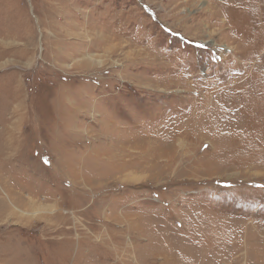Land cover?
<instances>
[{"label": "rangeland", "instance_id": "obj_1", "mask_svg": "<svg viewBox=\"0 0 264 264\" xmlns=\"http://www.w3.org/2000/svg\"><path fill=\"white\" fill-rule=\"evenodd\" d=\"M263 77L264 0H0V264H256Z\"/></svg>", "mask_w": 264, "mask_h": 264}, {"label": "bare ground", "instance_id": "obj_2", "mask_svg": "<svg viewBox=\"0 0 264 264\" xmlns=\"http://www.w3.org/2000/svg\"><path fill=\"white\" fill-rule=\"evenodd\" d=\"M229 2V1H228ZM224 22V21H223ZM225 26V25H224ZM260 57V56H259ZM255 59V58H254ZM251 60L253 61V57L251 58ZM98 64H100L99 63V61H98ZM252 65V64H251ZM260 66H261V64L259 63V64H255L253 67H252V72H253V74L254 73H257V70H259L260 69ZM255 70H254V69ZM249 70V69H248ZM251 75V74H250ZM249 75V76H250ZM248 75H247V78L249 77ZM264 78V77H263ZM260 80V79H259ZM257 83V82H256ZM264 83V82H263ZM263 83H262V86H263ZM261 87V86H260ZM248 88V91L246 92V93H249L250 92V88L249 87H247ZM241 92V91H240ZM260 92V91H259ZM261 94L260 95H264V87H263V89H261ZM215 98H216V96H215ZM218 99H219V97H218ZM217 99V100H218ZM206 100L208 101V100H210V98H206ZM220 100V99H219ZM222 101V100H221ZM220 101V102H221ZM216 102V101H215ZM211 102L209 101V103H207L208 104V106H211V104H210ZM215 105V104H214ZM213 105V106H214ZM207 106V107H208ZM216 106V105H215ZM214 106V107H215ZM226 106V105H225ZM224 106V107H225ZM249 106H238L237 108H234L233 110L234 111H228V112H225V113H222L223 114V117H224V119L222 120V125L221 126H223V128L225 129V127L227 126V128H229V127H234V129H236V130H238L239 128H241V131H239L240 132V134H243V135H240V136H245V133H246V130H248L249 129V126H248V123H246V125L244 124L243 126H240L239 128H237V126H236V124L237 123H233V121H234V118H235V116L240 112V118H239V120H241V121H245V120H251V118L249 117V119L247 118V117H245L243 114L246 112V109L248 108ZM219 108V107H218ZM217 108V109H218ZM221 109V108H220ZM209 108L205 111L206 113H208L209 112ZM215 110V109H214ZM216 111H218V110H216ZM220 112V111H219ZM207 117V116H206ZM220 117V116H219ZM234 117V118H233ZM252 117H253V115H252ZM216 118V117H215ZM219 122V121H218ZM221 126H219V127H221ZM248 126V127H247ZM245 142V141H244ZM243 143V142H242ZM242 143H238L239 145H237L238 147H240L241 145H242ZM34 213V212H33ZM22 214V213H21ZM31 214V213H30ZM23 215V214H22ZM253 229H255V230H253ZM216 235V234H215ZM226 235V234H225ZM264 228H262V227H253V226H246L245 228H243L242 230H241V232H240V234H234V235H231L230 237H229V239H232L231 240V242H227V238H226V240H224V242H221V243H218V245L220 246V247H222V246H229L230 248H232V255L231 256H234V255H237L238 253H240L241 251H242V246H241V244L240 243H243L244 241H241L244 237H247L248 236V239H246L245 238V240H247V242L250 240L251 241V243L253 242V243H255L254 244V247L253 248H251L250 250L253 252L254 251V253H253V256H254V261L256 262V264L258 263V264H264ZM237 239V241L235 242V240ZM234 240V241H233ZM238 241H240V243H238ZM249 241V242H250ZM206 242V241H205ZM233 242H235L233 245H232V243ZM249 242L247 243V244H249ZM193 243V242H192ZM237 243V244H236ZM236 244V245H235ZM193 245H194V243H193ZM259 245V246H258ZM216 246H217V244H216ZM214 247V246H213ZM248 247H249V245H248ZM208 248V247H207ZM250 248V247H249ZM215 249V248H214ZM223 249V252L222 253H224V248H222ZM194 250H195V248H194ZM193 251V250H192ZM207 251V250H206ZM214 252V251H212V248H211V250H209V251H207V253H209V252ZM230 251V252H231ZM245 251H247V250H245ZM249 251V250H248ZM194 252V251H193ZM219 252H221V250L219 251ZM256 253H258V254H260L259 256L256 254ZM212 254V253H211ZM211 254H209L208 256H207V258H215L213 255H211ZM215 254V253H214ZM207 255V254H206ZM225 255V254H224ZM247 255V253H245V256ZM192 256H193V254H192ZM223 256V255H222ZM206 257V256H205ZM240 256H237L236 258V262L238 263V258H239ZM252 257V256H251ZM218 258H221L220 256L218 257ZM205 259V258H204ZM233 259H235V258H233ZM243 259V258H242ZM249 259V258H248ZM251 260H252V258H250ZM217 260V259H216ZM223 260V259H222ZM225 260V259H224ZM230 260H231V258H230ZM241 260V259H240ZM210 261V260H209ZM235 260H233V262H234ZM247 261H250V260H247ZM203 262V260L201 261V263ZM214 262V261H213ZM192 263V262H191ZM217 263V262H216ZM207 264V263H206ZM210 264H212V263H210ZM233 264V263H232ZM248 264V263H247Z\"/></svg>", "mask_w": 264, "mask_h": 264}]
</instances>
